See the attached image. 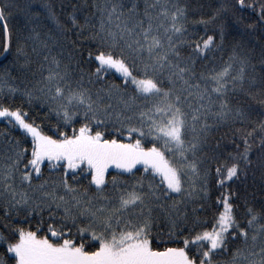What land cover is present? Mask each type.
Here are the masks:
<instances>
[{"label": "snow or ice", "instance_id": "1", "mask_svg": "<svg viewBox=\"0 0 264 264\" xmlns=\"http://www.w3.org/2000/svg\"><path fill=\"white\" fill-rule=\"evenodd\" d=\"M55 8L0 0V264H264V0Z\"/></svg>", "mask_w": 264, "mask_h": 264}, {"label": "trees", "instance_id": "2", "mask_svg": "<svg viewBox=\"0 0 264 264\" xmlns=\"http://www.w3.org/2000/svg\"><path fill=\"white\" fill-rule=\"evenodd\" d=\"M17 2L21 5H25V4H35L38 3L39 0H17ZM51 2L54 4V6H56L55 10L58 12V15L61 19V21L63 22L64 18H65V13L67 11H71V5L72 4H77L78 7L81 6L82 0H51ZM204 2L207 4V0H204ZM214 2V0H213ZM59 5H66L67 7H59ZM209 9L206 6L204 9H195L194 10V16L195 15H200V14H205L208 13ZM78 16L82 15V13H77ZM9 24V28L10 30L13 32V38L15 36L16 31L20 30L22 25L24 24V17L22 15V13L19 10H14L12 12V15L8 21ZM41 24L44 25L45 28H51L53 33L56 32L55 27L53 26L51 21H48L47 19H42L41 20ZM41 31H44V28L41 29ZM87 48H93L94 45H92L90 42H88L86 44ZM83 55H87V52H85ZM220 53H213L212 56L214 57L212 60L209 61V63L207 64L206 67L210 68L213 66V64H219L220 63ZM207 59V58H206ZM6 63V61L4 60V58L2 56H0V68L3 67V65ZM202 65V62H200ZM203 66V65H202ZM88 67V70H91V68L95 67V64H91L90 66H86ZM12 75H19V73L16 71L15 67H12L11 69ZM115 80L117 83L120 82V75L113 69L111 70L109 73H106L104 76V82H110ZM15 103H19V98H17V100L15 101ZM42 116V112L38 113L36 111V108H30L28 111V118L29 119H33L36 118V122L37 123H41V119L40 117ZM55 122V117L54 115L49 119V120H44L42 123V127L44 128V131L47 132L48 134H52V131L50 129V124ZM78 126V124H77ZM6 127V123L3 121L2 118H0V129H3ZM66 131H71V127H69L68 129H66ZM227 131V128H221L219 131L214 132L212 135L215 138H220L221 133H224ZM11 135L13 136V138L15 139L16 137L21 136V132L19 129L12 131ZM30 141V138H29ZM228 141H224V143H227ZM44 169H45V176H47L49 174L48 172V165L46 163H44L43 165ZM137 168H141L142 170V166L137 165ZM122 170H117L113 167L110 166V169L106 172L107 177L110 179L113 175L117 174L118 172H120ZM136 176L140 175V172H136L135 173ZM129 177L125 174L124 176L121 177V179H128ZM81 183H85L84 181H81ZM236 187L240 188L241 191L243 190L242 186L240 185L239 182L236 183ZM257 187H259V182H257ZM221 192V190L219 188H214L213 192H212V200H215V197L217 195H219ZM256 206H258V198L256 199ZM215 209V205L213 204L211 207H209L206 212L204 213L205 215H207L209 218H211L212 213ZM244 212V207L243 204L241 202V206L239 208L236 209V214L238 216L242 215V213ZM12 224H21V226L23 227H29L27 222H21L19 217H12ZM35 220L32 221V224H35ZM0 230H2V227H0ZM41 235H43L44 233H40ZM0 251H3V249H0ZM223 258V257H222Z\"/></svg>", "mask_w": 264, "mask_h": 264}, {"label": "rangeland", "instance_id": "3", "mask_svg": "<svg viewBox=\"0 0 264 264\" xmlns=\"http://www.w3.org/2000/svg\"><path fill=\"white\" fill-rule=\"evenodd\" d=\"M118 73V72H117ZM119 74V73H118ZM120 75V74H119Z\"/></svg>", "mask_w": 264, "mask_h": 264}]
</instances>
